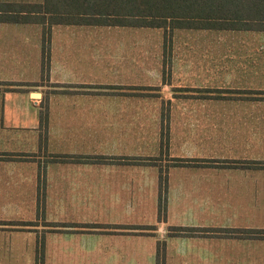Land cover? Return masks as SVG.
<instances>
[{
	"label": "crops",
	"instance_id": "0c3cea01",
	"mask_svg": "<svg viewBox=\"0 0 264 264\" xmlns=\"http://www.w3.org/2000/svg\"><path fill=\"white\" fill-rule=\"evenodd\" d=\"M43 25L0 21V221L46 231L27 264H264V30L58 24L43 57Z\"/></svg>",
	"mask_w": 264,
	"mask_h": 264
},
{
	"label": "trees",
	"instance_id": "16d2710c",
	"mask_svg": "<svg viewBox=\"0 0 264 264\" xmlns=\"http://www.w3.org/2000/svg\"><path fill=\"white\" fill-rule=\"evenodd\" d=\"M0 9V21L43 23V57L51 25H97L166 29L264 30V0H41ZM169 24V25H168ZM170 27V28H169ZM46 60H43V69ZM41 123L47 113L41 111ZM76 157H74L75 159ZM163 211L159 208V218ZM173 234L181 228H172ZM230 233L244 232L229 230ZM264 237V231H249ZM162 244L157 261L163 264Z\"/></svg>",
	"mask_w": 264,
	"mask_h": 264
},
{
	"label": "rangeland",
	"instance_id": "374dc122",
	"mask_svg": "<svg viewBox=\"0 0 264 264\" xmlns=\"http://www.w3.org/2000/svg\"><path fill=\"white\" fill-rule=\"evenodd\" d=\"M41 0H0L1 5L0 8L4 9V8H9V7H5V3H15L16 8L19 7V5L24 4V3H37L40 2ZM169 25V24H168ZM98 28H102V29H107V28H122V27H108V26H99ZM124 28H130V27H124ZM170 28V27H169ZM151 29V28H149ZM161 29L162 32H164L162 29L166 30H173V29H166V28H155V30H159ZM154 30V29H152ZM160 31V30H159ZM183 31H187V30H183ZM26 33H28V37L26 38V40H36L37 39V30L36 28H29L26 31H24ZM194 32H198V31H194ZM167 33V32H166ZM215 37L211 38V39H206L207 42H213V43H219L222 39L217 37V34H214V32H212ZM167 35V34H166ZM169 35V34H168ZM165 36L164 39V45H172L174 40V37L171 39V36ZM183 38H181V42L182 41H188V42H193L192 45H200V42L203 41V39L197 38V37H193L192 39L188 38V35L190 34H182ZM192 35V34H191ZM195 35V34H193ZM187 37V38H185ZM163 39V38H162ZM39 40V39H37ZM177 42H178V38H176ZM228 42L225 41V45L227 46H232L233 44V39L231 38H227L226 39ZM223 42V41H221ZM45 45L47 46L46 42ZM4 224L7 225H14L15 227H19V228H24L22 229H18V233H16L17 235V242H11L8 244H4L2 242H0V263L2 264H27L29 257L35 255L37 259H41V254H43L42 252V247H40V245L35 246L34 242H36V240L34 238H38V237H42L43 233H45L46 231L43 230H39L38 228H33V227H29L30 223H21L20 221H13L12 223H4L0 221V226H3ZM26 228H31L29 230H27ZM32 233L34 235H32ZM41 241V240H39ZM14 243V244H13ZM34 243V244H33ZM33 244V246H32Z\"/></svg>",
	"mask_w": 264,
	"mask_h": 264
},
{
	"label": "water",
	"instance_id": "95a60500",
	"mask_svg": "<svg viewBox=\"0 0 264 264\" xmlns=\"http://www.w3.org/2000/svg\"><path fill=\"white\" fill-rule=\"evenodd\" d=\"M33 95H36V96H38L39 94L38 93H36V92H34V93H32Z\"/></svg>",
	"mask_w": 264,
	"mask_h": 264
}]
</instances>
